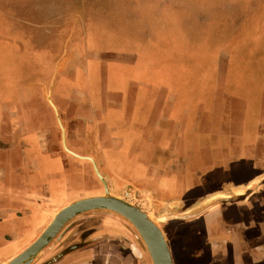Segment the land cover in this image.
<instances>
[{
	"label": "crops",
	"instance_id": "crops-1",
	"mask_svg": "<svg viewBox=\"0 0 264 264\" xmlns=\"http://www.w3.org/2000/svg\"><path fill=\"white\" fill-rule=\"evenodd\" d=\"M18 22L15 24L23 30L21 35L24 32L25 43L32 45L27 21ZM16 31L18 29L12 28L9 36ZM126 58L128 60H111L122 67L119 83L112 80L111 85L93 88L92 92L80 85L82 69L75 66L74 80L78 88L73 95L81 94L79 100L83 103L77 105L73 100L71 110L68 99L63 98L61 92L68 91L64 71L60 73V79L57 78L61 60L54 73L49 71L50 62H45L36 74L23 68L11 85L0 86V264L10 263L29 248L55 215L80 197L84 180L82 169L83 175L85 172L91 176L89 164H80L66 154L63 133H60V122L63 121L69 148L91 156H97V152L103 150L109 172L141 171L143 165L152 164L153 153L158 151V155L172 152L190 158L188 173H207L214 171L205 164L209 158H235L240 151L243 159L248 160L245 162L240 157L242 164L248 167L247 171L259 174L255 177L261 179L264 167L258 166L257 160L264 157V131L260 128L264 125V92L252 91L250 98L242 96L234 89L235 81L228 80L227 68L225 74L222 72L221 62L217 75L205 74L201 83L198 82L200 85L194 86L190 74L183 72L180 80L155 66L140 64L138 56ZM111 61L95 64L97 79L108 76ZM51 76L54 80L57 78L56 113L48 100ZM146 77L152 78L155 84L146 81ZM235 96L239 98L235 99ZM230 109L234 110L233 121L223 125L221 121L228 120L225 114H230ZM70 116L79 121V127L69 126ZM249 117L253 118L252 125L246 130L244 122ZM195 123H200L197 134L202 137L200 143L191 148L189 141L195 139L187 135ZM225 135L236 142L242 140V144L248 140L260 142L262 147L259 143L242 145L245 153L236 146L224 148L221 142ZM132 141L135 144L129 147ZM86 215L93 216L96 223L101 222V217H95L99 214ZM112 219L104 216L101 227L118 237H111L110 241L94 248L70 249L78 242L77 234L71 236V232L80 228L70 222L35 264L46 258L51 261L63 252L66 254L62 258L50 264H151L144 251L121 242L122 238L129 241L130 235Z\"/></svg>",
	"mask_w": 264,
	"mask_h": 264
},
{
	"label": "rangeland",
	"instance_id": "rangeland-1",
	"mask_svg": "<svg viewBox=\"0 0 264 264\" xmlns=\"http://www.w3.org/2000/svg\"><path fill=\"white\" fill-rule=\"evenodd\" d=\"M17 21H27L32 45L25 43ZM12 28L18 31L9 36ZM68 46L70 52L77 50L81 59L85 54H94L101 61H121L135 55L140 64L155 66L180 80L183 72L190 74L194 86L205 74L217 75L221 62L222 72L225 74L227 68L228 80L235 81L234 89L242 96L250 98L252 91L264 92V0H0V80H14L23 68L36 74L45 62H50L52 73L54 63ZM74 69L64 71L70 82H75ZM76 85L73 92L62 91V97L69 101ZM241 158H209L205 164L214 171L194 172L196 189L184 192L185 186L180 184L183 196L167 201L152 198L147 188L133 185L119 195L112 194L152 218H169L160 223L164 235L169 223L188 221V234L169 231L165 235L174 264H205L206 254L200 250L202 241L198 240L201 226L193 219L222 200L246 198L252 191L259 202H264V173L257 180L259 174L249 173L242 164L247 159ZM257 165L264 167V157H258ZM235 211L238 217H248L239 208ZM77 231L72 230L71 236ZM236 242L240 245L239 236Z\"/></svg>",
	"mask_w": 264,
	"mask_h": 264
},
{
	"label": "flooded vegetation",
	"instance_id": "flooded-vegetation-1",
	"mask_svg": "<svg viewBox=\"0 0 264 264\" xmlns=\"http://www.w3.org/2000/svg\"><path fill=\"white\" fill-rule=\"evenodd\" d=\"M76 47L79 48V45ZM69 48L70 47L68 46L67 51L63 50L61 55L59 56V59L57 60L59 61L61 59V64L59 67L60 70H59V74H57V78L60 79L61 76L60 73L65 71L66 68H72V67L74 68L75 66L79 65L80 68L82 69L81 70L82 78L80 80L81 81L80 85L83 87H87V91L88 90L91 91V89L93 88L101 89L106 87V85L109 86L111 85L112 80L113 83L115 80H117L119 83V79L121 78L120 69L122 68L119 63H116L114 61L109 62L108 76L103 77L102 79H97L94 76L95 71H97L98 69L96 68L95 64L96 63L102 64L100 57H97L94 54L91 55L85 54V57L80 59V57L77 55V50H75V52H70ZM57 61L53 67L54 68L53 73L56 70ZM57 78L55 79V82L53 84L52 91H50L51 88L49 89V95L51 93V102L49 100V95H48L49 103L52 106L55 113H56L55 90H57L56 89ZM52 80H53V76H51L50 84ZM12 81L0 80V86L5 87L4 85H11L10 82ZM65 81L66 84L68 85V91L70 89V92H73L72 89L73 87H75L77 83L70 82L68 79H65ZM146 81L151 82V84H155V81L152 78H147ZM80 95L81 94L77 93L70 97L69 100L70 110L72 108L73 100H76L77 105L83 103L82 101L80 102L79 100L80 98H82V96ZM89 96H92V94H90ZM233 112L234 110L230 109V114L228 115L225 114V119L228 120L226 121L222 120L221 123L223 125H225V123L230 120H231L230 123H232ZM69 114L71 115L72 113ZM69 118H70L69 120L71 121L69 126L73 128L79 127L80 125L78 123L79 121L75 117L70 116ZM251 119L253 120V118L249 117L244 122V128L246 130L249 129L250 126L252 125ZM87 127H89V125H87ZM62 128H64L66 134L67 130L64 121L63 123L60 124V130H61L60 133L62 132ZM178 128L179 126H176V129ZM260 128H262L264 131V125H261ZM199 129H200V123H195L194 126H192V128L189 129L190 134H188L187 137L195 139L193 141H189V144H191L190 145L191 148H194V146H196L194 144L200 143V137L202 136L197 134ZM222 139L223 142L221 143H224L223 144L225 145L224 148L226 147L233 148L234 146H236L238 150L242 149L244 153L246 150L242 148V145H251L252 143H255L256 145L257 143H259L258 146L262 147L260 142H256L253 140H248L247 142H244L242 144V140L236 142L235 139L234 140L231 139V136L227 137V135H225V137ZM149 142L152 143L151 141ZM134 144L135 142L132 141L129 142L128 146L132 147L134 146ZM125 146H127L126 142H125ZM66 148L68 151L64 147L66 154H69V156L80 162V164L87 163L91 167V176H89L85 172L83 175V169H82L81 176L84 180L81 187V194L79 198L75 199V201L86 197L102 196L105 193L104 184L97 176L96 169L106 180L110 192L115 195H119V193L124 188L133 185L140 188L141 187L147 188L152 194L151 195L152 198H156L159 201H163L164 199L167 201L169 198L183 196L182 193L179 191V188L181 187L180 184H184L185 186L183 187L184 192L185 190H189L193 188L196 189V186H194L195 181H194L193 173L191 172L188 173L189 171L188 168H190V166L188 165L190 158H182L181 156L178 155L176 156L171 154L172 152L166 153V155L164 154L165 156L160 154L158 155L159 153L158 151L154 152L152 156V161L151 162L147 161L152 164L146 166L143 165L141 171L129 172V173H125V172L113 173L107 170L109 164L107 163V158L104 155L103 150H99L97 152V156L82 155L69 148L67 138H66ZM230 150L229 152H231ZM237 153H239V155H236V157L240 158L242 154L240 153V151H237ZM83 158H91L93 159V162L89 160H85ZM87 177H89L90 180H88ZM200 178H202V176ZM252 192L250 193V196L246 198L244 197V198L234 199L233 197H230L226 200H222L214 204L210 208H208L203 213H201L199 217L193 219L194 221L199 220L201 226V231L199 233L198 240L202 241V245H200L201 247H199L201 248L200 250L204 251V253L206 254L205 264H227V263L228 264H264V202H259V199L256 197V192L254 191ZM238 208L239 210L245 211L246 212L245 214L248 215V217L241 218L236 216L235 210H238ZM105 214H103V216L102 215L95 216V217H101L99 219V221L101 222H98L97 224L94 221L95 218L91 215H83L77 218L76 220L72 221L75 222V226H78L80 228H78V234L76 236L78 242L70 249H73L75 247L94 248L97 247V245L99 244H103L106 241H110L111 237H115L116 235L112 236V234L106 233L107 230H103L102 229L103 227H101L103 226L102 223L104 222L103 217ZM107 219L109 220V218ZM112 221L120 224V226L126 229L128 234L130 235L129 241L125 240L126 238H122L121 242H123L128 247H133L135 250L139 249L145 251V247L141 240V237L138 235L135 228L128 221L121 218L120 216L119 217L116 216L115 218L112 219ZM99 223H100V227H97ZM85 224H88L87 227H85ZM188 228H190L188 221H180L179 223H175V224L171 222L168 225H166L164 232L165 235L167 236L169 235V231H173V232L178 231L181 233L185 232L188 234L189 232ZM238 236L241 240L240 245H238L236 242ZM247 236L249 237V239H246ZM199 248L196 250H199ZM65 254L66 252H63L62 255L57 256L55 259L51 261L49 258H48L49 260L47 258L43 259L42 261H39L37 264H50L62 258L63 255ZM245 254H247V256H245ZM188 261L193 262L194 260L190 259Z\"/></svg>",
	"mask_w": 264,
	"mask_h": 264
},
{
	"label": "water",
	"instance_id": "water-1",
	"mask_svg": "<svg viewBox=\"0 0 264 264\" xmlns=\"http://www.w3.org/2000/svg\"><path fill=\"white\" fill-rule=\"evenodd\" d=\"M62 133L63 144L67 150L64 128H62ZM83 159L93 162L91 158ZM96 173L104 184L105 193L102 196L77 200L61 209L40 237L8 264H35L43 255L45 249L59 237L70 222L93 212L112 213L128 221L142 238L152 264H174L171 249L160 227V223L167 222L169 218H152L143 210L113 195L107 186L106 180L97 169Z\"/></svg>",
	"mask_w": 264,
	"mask_h": 264
}]
</instances>
